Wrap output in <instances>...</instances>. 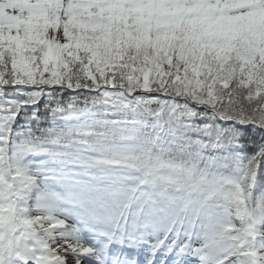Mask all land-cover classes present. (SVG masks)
<instances>
[{
  "label": "snow or ice",
  "instance_id": "snow-or-ice-1",
  "mask_svg": "<svg viewBox=\"0 0 264 264\" xmlns=\"http://www.w3.org/2000/svg\"><path fill=\"white\" fill-rule=\"evenodd\" d=\"M0 264H264V0H0Z\"/></svg>",
  "mask_w": 264,
  "mask_h": 264
}]
</instances>
